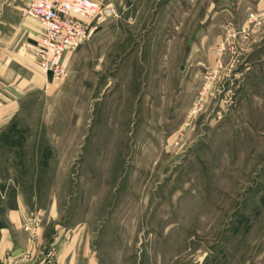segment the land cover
<instances>
[{
	"label": "rangeland",
	"instance_id": "374dc122",
	"mask_svg": "<svg viewBox=\"0 0 264 264\" xmlns=\"http://www.w3.org/2000/svg\"><path fill=\"white\" fill-rule=\"evenodd\" d=\"M102 1L0 135V264H264V11L248 41L238 0Z\"/></svg>",
	"mask_w": 264,
	"mask_h": 264
},
{
	"label": "crops",
	"instance_id": "0c3cea01",
	"mask_svg": "<svg viewBox=\"0 0 264 264\" xmlns=\"http://www.w3.org/2000/svg\"><path fill=\"white\" fill-rule=\"evenodd\" d=\"M238 3L242 7V11L238 9V27L247 32L244 37H247L246 39L250 41L254 36L252 33L260 31L262 25H250V28L246 30L245 21L247 17L245 14L255 12L257 16L262 18L260 13L264 11V0H238ZM9 4L13 7L0 8V135L3 129L9 126L10 121L18 114L22 97L29 92V88H32L38 82L37 75L33 74L38 61L32 53L19 49L20 44L23 39L26 38V41L34 39L43 31V27L38 20L23 18L18 9H13L20 7V5H15L14 2ZM24 4H27V2L25 1L22 5ZM8 11H11L9 14L13 16V19L11 18L9 22L6 21ZM46 77L51 78L47 74ZM4 212L0 198V254H5L8 249L13 248L15 245L12 237V227L9 222H12L10 218L12 214L14 212L15 215L17 214V209L16 211L11 209L9 212L10 221H7L8 224L4 223Z\"/></svg>",
	"mask_w": 264,
	"mask_h": 264
},
{
	"label": "built area",
	"instance_id": "2783aa9c",
	"mask_svg": "<svg viewBox=\"0 0 264 264\" xmlns=\"http://www.w3.org/2000/svg\"><path fill=\"white\" fill-rule=\"evenodd\" d=\"M23 13L38 19L43 27L40 35L24 46L54 81H63L69 74L67 53L87 41L100 21L117 16L114 4L102 0H29ZM250 17L256 19L255 13Z\"/></svg>",
	"mask_w": 264,
	"mask_h": 264
}]
</instances>
